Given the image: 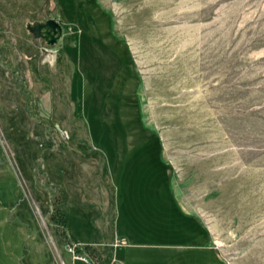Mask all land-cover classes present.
<instances>
[{
  "label": "rangeland",
  "instance_id": "obj_1",
  "mask_svg": "<svg viewBox=\"0 0 264 264\" xmlns=\"http://www.w3.org/2000/svg\"><path fill=\"white\" fill-rule=\"evenodd\" d=\"M47 19L63 29L54 45L27 30ZM92 151L106 160L116 211L125 197L121 224L129 212L149 219L142 242L154 239L150 216L172 215L178 196L226 264H264V0H0V183L37 205L56 254L46 180L58 191L51 209L65 187L75 239L107 235L99 162L80 157ZM45 248L39 263L60 264ZM158 253L144 250L142 264L218 261Z\"/></svg>",
  "mask_w": 264,
  "mask_h": 264
},
{
  "label": "crops",
  "instance_id": "obj_2",
  "mask_svg": "<svg viewBox=\"0 0 264 264\" xmlns=\"http://www.w3.org/2000/svg\"><path fill=\"white\" fill-rule=\"evenodd\" d=\"M24 169H26V167H24ZM16 173L18 174V172ZM13 184L15 185L14 181ZM38 185L39 184L36 181H33V183H31V188L36 189ZM44 185L46 186L43 190H46L47 195L45 200L46 204H48V195L50 192H52V190L46 183H43V186ZM20 187L23 189L22 191H24L25 188L21 181ZM111 187L114 196L115 190L112 184ZM64 188L65 187H63L60 192L62 195V200L65 199L66 202L67 199L64 193ZM23 195L24 198H21L22 195L20 194L19 190H16V186L14 188L13 185H5L0 183V264H42L44 263V257L47 256V248H45V243L47 247L52 250L53 253H51L56 256V261L60 262V264H68V255L66 253L68 250L66 247L69 244H61L59 241H57L56 243L59 253L56 254L54 252L50 242L48 240L46 241L42 239L43 235L45 236V232L39 231L38 229L39 225L36 213V210H38L37 205L32 203L29 198L27 199L28 195H26V192ZM177 198L176 204L173 206V210L175 212L172 213V215L167 213L166 216H161L159 214L156 216H150V218L155 222V230L150 232V234H154V239L152 238V242L141 241L142 239L147 238V236L144 237V234L141 233L145 228V222L149 219L143 215V217L133 220L130 217V212L129 215L126 214V218L128 220H126L127 222L125 224H132L133 221H138L141 224L140 227H137L139 230L136 235H134L135 233L129 230L128 225L121 224L125 220L123 217L124 215H122L124 208L127 207L125 206V197H123L122 203L119 204L117 211L115 209V196L113 204H111L110 198H108L110 205L109 208H107L109 213V223L105 224V222H103L104 218L102 219L100 217L101 226H99L98 230L101 238L103 237L104 233H113V264H142L141 259L143 257V252L144 250L148 249H153L154 251L160 252L158 253L160 255L163 253L170 254L171 252L176 256H178L176 253L178 251L180 253L191 250L200 251L201 253L205 252L212 255L213 258H217L218 261L216 264H226V262L217 252L213 233L210 227L203 221L201 217H199L198 214L191 211L178 196ZM83 205L85 212H87L89 209H92L88 208L89 205L91 206V204L90 202L87 203V200L86 202H83ZM69 212L70 207L67 209L66 214L68 228L70 230ZM48 213L49 212L47 209V215H49ZM166 222H170V225H167ZM110 226H112V230H110ZM70 234L76 246H84L88 244L102 245V239L98 242L89 240L87 242L84 240L75 239L72 236L71 230ZM38 245L42 246L38 247ZM63 245H66L65 249L63 248ZM39 256L43 260L39 259ZM164 259L165 261L158 260L159 262L156 261L152 264H209L205 262L184 261L182 260V257H179L175 262L172 261V257L166 258L164 256ZM167 259L169 261H166ZM39 260H41L42 263H39Z\"/></svg>",
  "mask_w": 264,
  "mask_h": 264
},
{
  "label": "trees",
  "instance_id": "obj_3",
  "mask_svg": "<svg viewBox=\"0 0 264 264\" xmlns=\"http://www.w3.org/2000/svg\"><path fill=\"white\" fill-rule=\"evenodd\" d=\"M62 137L66 138V135L62 134ZM76 156L79 157L80 155L79 156L76 155ZM77 157H73V158H77ZM80 157L85 160H96L99 162V169H100L99 177H100L101 185L103 186V188H105V190L108 191L110 195L109 197L110 202L111 204H113L114 196H113V191H112L110 178H109V171L107 168L105 158L102 156V154L98 152H94V151H92L90 154H87V155L83 153ZM45 183L49 185L48 184L49 182H47V180ZM38 184L40 185V182ZM56 194L48 195V201H47L49 208H50L48 214L50 215L51 227L54 228L55 233L57 234V237L59 238L58 240L61 244L75 245L73 238L71 237L70 230L68 228L67 218H66L68 208L65 206L66 204L65 199L62 200L61 193H60L61 195L60 202L59 203L57 202L56 204L57 206L51 209V207L55 203L53 197L56 196ZM110 230H112V226H110ZM109 233H107V235L103 237L102 242H101V244L103 245L102 247L88 244V245L77 247V251L81 254L86 255L94 264H113L114 237H113L112 232H109Z\"/></svg>",
  "mask_w": 264,
  "mask_h": 264
},
{
  "label": "water",
  "instance_id": "obj_4",
  "mask_svg": "<svg viewBox=\"0 0 264 264\" xmlns=\"http://www.w3.org/2000/svg\"><path fill=\"white\" fill-rule=\"evenodd\" d=\"M27 30L35 39H45L48 45L56 44L63 36V29L59 22L51 19L45 23L35 22L27 25ZM46 53V50H43Z\"/></svg>",
  "mask_w": 264,
  "mask_h": 264
},
{
  "label": "built area",
  "instance_id": "obj_5",
  "mask_svg": "<svg viewBox=\"0 0 264 264\" xmlns=\"http://www.w3.org/2000/svg\"><path fill=\"white\" fill-rule=\"evenodd\" d=\"M67 250L72 254L74 260L84 262L85 264H94L86 255H81L77 252L76 245H68Z\"/></svg>",
  "mask_w": 264,
  "mask_h": 264
},
{
  "label": "flooded vegetation",
  "instance_id": "obj_6",
  "mask_svg": "<svg viewBox=\"0 0 264 264\" xmlns=\"http://www.w3.org/2000/svg\"><path fill=\"white\" fill-rule=\"evenodd\" d=\"M49 20H51V19H47V20H44V21H37V22L45 23V22H47V21H49ZM34 23H35V22H34ZM60 24H61V23H60ZM39 40L44 41L45 43H47V41H46L45 39H43V38H41V39H39Z\"/></svg>",
  "mask_w": 264,
  "mask_h": 264
}]
</instances>
